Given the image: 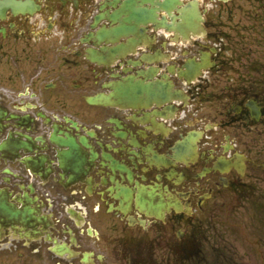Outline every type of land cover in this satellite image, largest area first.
<instances>
[{
  "label": "flooded vegetation",
  "instance_id": "flooded-vegetation-1",
  "mask_svg": "<svg viewBox=\"0 0 264 264\" xmlns=\"http://www.w3.org/2000/svg\"><path fill=\"white\" fill-rule=\"evenodd\" d=\"M263 30L264 0H0V264L222 258L264 198Z\"/></svg>",
  "mask_w": 264,
  "mask_h": 264
},
{
  "label": "rangeland",
  "instance_id": "rangeland-1",
  "mask_svg": "<svg viewBox=\"0 0 264 264\" xmlns=\"http://www.w3.org/2000/svg\"><path fill=\"white\" fill-rule=\"evenodd\" d=\"M260 37L257 40L264 52V38ZM226 226L228 238L223 237L217 244V250L223 257L213 261L215 259L210 256L212 252L209 250L207 261L202 264H264V198H253L242 203ZM227 253L232 257L227 259L224 256Z\"/></svg>",
  "mask_w": 264,
  "mask_h": 264
}]
</instances>
